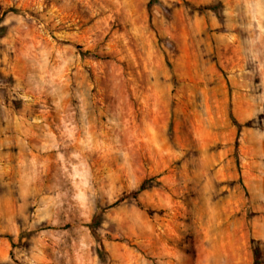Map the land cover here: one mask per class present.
Wrapping results in <instances>:
<instances>
[{
	"label": "rangeland",
	"instance_id": "rangeland-1",
	"mask_svg": "<svg viewBox=\"0 0 264 264\" xmlns=\"http://www.w3.org/2000/svg\"><path fill=\"white\" fill-rule=\"evenodd\" d=\"M256 248L264 0H0V264Z\"/></svg>",
	"mask_w": 264,
	"mask_h": 264
},
{
	"label": "trees",
	"instance_id": "trees-1",
	"mask_svg": "<svg viewBox=\"0 0 264 264\" xmlns=\"http://www.w3.org/2000/svg\"><path fill=\"white\" fill-rule=\"evenodd\" d=\"M230 116H231L232 121L237 125L238 128H240L241 124L236 120V118L233 116L232 113H230ZM236 143H238V142H236ZM93 222L95 225H98V223H99L98 217H95ZM94 224H93L92 232L95 235V237L98 238L99 235H98L96 229L94 228ZM258 253H259V248H256L255 249V255H256L255 264H260V262L258 261Z\"/></svg>",
	"mask_w": 264,
	"mask_h": 264
}]
</instances>
